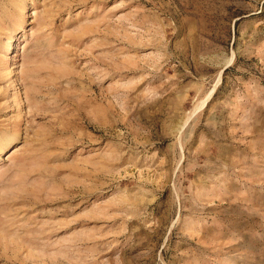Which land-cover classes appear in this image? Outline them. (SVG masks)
Listing matches in <instances>:
<instances>
[{"label": "rangeland", "instance_id": "rangeland-1", "mask_svg": "<svg viewBox=\"0 0 264 264\" xmlns=\"http://www.w3.org/2000/svg\"><path fill=\"white\" fill-rule=\"evenodd\" d=\"M0 264H264V0H0Z\"/></svg>", "mask_w": 264, "mask_h": 264}]
</instances>
